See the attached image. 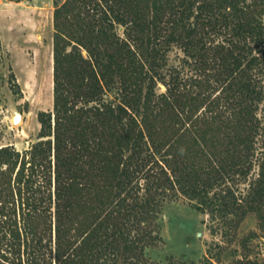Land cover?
I'll return each mask as SVG.
<instances>
[{
	"label": "trees",
	"instance_id": "1",
	"mask_svg": "<svg viewBox=\"0 0 264 264\" xmlns=\"http://www.w3.org/2000/svg\"><path fill=\"white\" fill-rule=\"evenodd\" d=\"M263 16L264 0L56 4L53 110L29 148L0 146V264H161L146 251L179 197L225 238L264 221ZM216 245L172 264H215Z\"/></svg>",
	"mask_w": 264,
	"mask_h": 264
},
{
	"label": "rangeland",
	"instance_id": "2",
	"mask_svg": "<svg viewBox=\"0 0 264 264\" xmlns=\"http://www.w3.org/2000/svg\"><path fill=\"white\" fill-rule=\"evenodd\" d=\"M63 1L0 0V68L4 76L0 85V146L13 145L20 151L29 148L39 138V113L53 110L54 10ZM181 55L180 49H174L169 64L177 65ZM161 89L165 87L161 85ZM18 115L20 119L14 121ZM259 116L264 123V101ZM258 172L256 163L254 176ZM247 183L241 185L244 192ZM261 215L264 217V208ZM260 218L249 213L236 236L225 238L212 230L217 223L208 214L179 197L164 206L162 238L146 253L151 261L161 264L190 263L204 258L210 245L214 253L220 251L216 244H221L224 250L215 255V264H264V221Z\"/></svg>",
	"mask_w": 264,
	"mask_h": 264
},
{
	"label": "bare ground",
	"instance_id": "3",
	"mask_svg": "<svg viewBox=\"0 0 264 264\" xmlns=\"http://www.w3.org/2000/svg\"><path fill=\"white\" fill-rule=\"evenodd\" d=\"M19 119H20L19 115L17 117H15V121H18Z\"/></svg>",
	"mask_w": 264,
	"mask_h": 264
},
{
	"label": "water",
	"instance_id": "4",
	"mask_svg": "<svg viewBox=\"0 0 264 264\" xmlns=\"http://www.w3.org/2000/svg\"><path fill=\"white\" fill-rule=\"evenodd\" d=\"M17 117V116H16ZM14 121H15V118H14Z\"/></svg>",
	"mask_w": 264,
	"mask_h": 264
}]
</instances>
